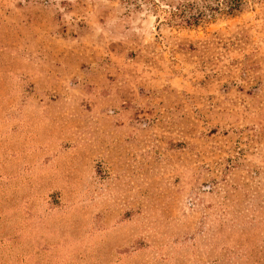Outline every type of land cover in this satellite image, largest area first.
<instances>
[{"label":"rangeland","instance_id":"obj_1","mask_svg":"<svg viewBox=\"0 0 264 264\" xmlns=\"http://www.w3.org/2000/svg\"><path fill=\"white\" fill-rule=\"evenodd\" d=\"M202 2L0 0V264H264V0Z\"/></svg>","mask_w":264,"mask_h":264},{"label":"trees","instance_id":"obj_2","mask_svg":"<svg viewBox=\"0 0 264 264\" xmlns=\"http://www.w3.org/2000/svg\"><path fill=\"white\" fill-rule=\"evenodd\" d=\"M126 3L136 4L137 1L147 2L149 0H124ZM200 6L189 3L176 7L169 13L168 20L173 24L198 25L201 22L212 19L215 14L235 15L241 11V5L245 0H214L207 3L202 0Z\"/></svg>","mask_w":264,"mask_h":264}]
</instances>
